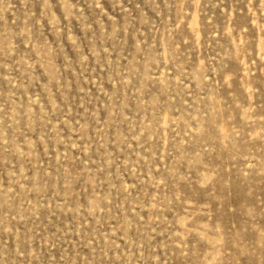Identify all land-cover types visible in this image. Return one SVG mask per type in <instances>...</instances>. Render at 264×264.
Segmentation results:
<instances>
[{
    "label": "rangeland",
    "instance_id": "374dc122",
    "mask_svg": "<svg viewBox=\"0 0 264 264\" xmlns=\"http://www.w3.org/2000/svg\"><path fill=\"white\" fill-rule=\"evenodd\" d=\"M0 264H264V0H0Z\"/></svg>",
    "mask_w": 264,
    "mask_h": 264
}]
</instances>
